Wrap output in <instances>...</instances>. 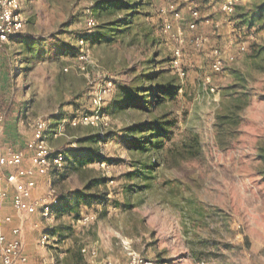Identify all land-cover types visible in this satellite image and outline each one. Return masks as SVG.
<instances>
[{
  "label": "rangeland",
  "instance_id": "1",
  "mask_svg": "<svg viewBox=\"0 0 264 264\" xmlns=\"http://www.w3.org/2000/svg\"><path fill=\"white\" fill-rule=\"evenodd\" d=\"M19 1L22 36L0 47L9 77L0 85V149L28 151L41 120L48 146L69 158L40 175L67 197L54 223L38 221L40 232L62 247L94 249L101 264H130L131 254L151 264H264V0H235L233 16L221 11L227 0H127L129 9H103L100 18L93 5L104 0ZM191 8L200 16L192 31ZM91 22L106 33L90 34ZM176 49L184 75L171 66ZM215 49L225 59L218 74ZM148 68L162 72L159 87L178 89L176 102L107 114L98 128L68 124L93 111L97 92L110 107L117 86L104 94L106 81L126 84ZM161 110L178 124L166 147L196 132L199 156L175 165L130 149L129 129ZM90 184L102 195L92 207L77 198ZM64 264L89 263L74 255Z\"/></svg>",
  "mask_w": 264,
  "mask_h": 264
},
{
  "label": "built area",
  "instance_id": "2",
  "mask_svg": "<svg viewBox=\"0 0 264 264\" xmlns=\"http://www.w3.org/2000/svg\"><path fill=\"white\" fill-rule=\"evenodd\" d=\"M19 0H0V47L7 45L13 38L22 34L24 28V22L21 20ZM236 9L235 0H227L221 7V11L224 15L233 16ZM190 16L194 19L192 24L189 25V30L192 31L196 28L197 22L200 19L199 12L195 8L190 9ZM174 17L181 20V14L175 12ZM95 22H91V30L96 27ZM94 27V28H93ZM170 32V25L165 23L161 27V33ZM85 40L81 41V45H84ZM199 43V42H198ZM241 51H246V44L240 45ZM84 52V47L81 49ZM86 53L82 59H85ZM214 62L212 63L213 71L215 73H221L224 69V55L219 49L213 51ZM182 51L176 49L171 61V66L178 70L181 75H184L181 65ZM229 61H234V58H230ZM68 71V70H66ZM2 72L0 71V79ZM106 91L104 94L110 93L115 82L109 79L104 84ZM103 98L100 92H97L93 96L92 103L93 111L82 113V115L72 118L68 121L69 125H73L75 128L78 125L88 126L92 128L100 127L103 121L108 120L107 113L102 106ZM109 115V114H108ZM35 140L27 145V150L31 153L30 164L28 168H23V164L26 158L24 152L14 151L11 148L6 152L0 149V184L6 182L10 187L14 189L12 197V206L15 212L21 217H29L40 213V216L44 222L49 225L54 223L57 218L55 207L58 202V194L55 188H51L45 196L39 199L32 200V190L35 187L34 176L48 173L52 169H61L65 155L63 152H54L49 146L45 138V132L48 130V124L46 121L37 120L34 123ZM107 126V124H105ZM29 178V179H28ZM9 196L8 191L0 187V201L7 199ZM13 217L5 216L0 208V257L2 264H27L28 258L24 254L23 240L20 238V229L14 228L11 232L12 239H9L6 233V226L11 225ZM83 221L90 223L94 221L93 216H86ZM41 241V245L44 248L52 245L57 240L50 235H44ZM87 252V250H83ZM93 259V264H101L98 259V254L94 249L88 251ZM130 264H151L146 262L138 254H131ZM106 264H113V262L106 261Z\"/></svg>",
  "mask_w": 264,
  "mask_h": 264
},
{
  "label": "trees",
  "instance_id": "3",
  "mask_svg": "<svg viewBox=\"0 0 264 264\" xmlns=\"http://www.w3.org/2000/svg\"><path fill=\"white\" fill-rule=\"evenodd\" d=\"M131 6L132 5H130L127 0H104L102 5L101 2L94 4L93 9L97 18H100L103 9L108 8L111 10V13H114V11L118 8H122V10H124L126 8L129 9ZM104 29L105 28L102 25H97L94 28V30L98 31L99 35L106 33ZM21 36L22 34L13 38L12 41L19 39ZM89 38L90 37H85L83 40L88 41ZM161 74V71L150 74L148 68L146 72L140 76V78H134L132 82L126 84L115 82V86H117L116 93L113 96V101L115 103L111 104L107 110L105 109L106 113L109 115H117L127 110H143L151 114L154 109H160L168 102H176L178 89L174 90L167 84L160 85V87L157 85V82H159L157 80L160 79ZM6 106L9 111V104H6ZM168 115V112L161 110V113L158 115H152V119L149 123H144L143 125L136 124L132 126L129 131L130 134L134 136L129 144L130 149L141 153H151L150 151L154 150L157 154H161L159 155V158H164L168 164L172 163L175 165L180 160H188L199 156L202 150L200 136L196 132L187 131L184 133V137L178 144H172V146L166 147L167 143L172 142L175 135L174 130L178 125L177 122L168 117ZM82 126L83 125H78L76 128ZM139 132L143 135L145 132H148L149 136L144 135L143 137L138 138L135 133ZM66 158L67 155H65L64 162L66 161ZM67 159L69 160V158ZM92 187V184H90L87 186L86 190L79 191L77 193L79 203L92 207L97 202L102 201L101 194L90 193ZM66 198V196L60 197L58 205H62ZM60 207L57 208L60 209Z\"/></svg>",
  "mask_w": 264,
  "mask_h": 264
},
{
  "label": "crops",
  "instance_id": "4",
  "mask_svg": "<svg viewBox=\"0 0 264 264\" xmlns=\"http://www.w3.org/2000/svg\"><path fill=\"white\" fill-rule=\"evenodd\" d=\"M2 74L0 85L1 87H4L7 82L9 81L8 74L2 70L0 67ZM6 83H5V82ZM4 82V83H3ZM112 104L115 102L113 101V98L111 100ZM1 114V113H0ZM2 115V114H1ZM19 125L18 127H20ZM23 126V125H22ZM22 131V130H21ZM20 131V132H21ZM11 139L20 140L17 138L18 135H15V133L12 135ZM33 133L30 136L29 142L32 140ZM24 138H27L24 136ZM29 139V138H27ZM25 161L23 164V168H27L30 165V159H31V153L29 151L25 150ZM47 177H43L40 175H36L34 178L35 181V187L32 190V200L42 198L51 188L52 186L49 185L50 181L46 180ZM29 179V178H28ZM0 187L6 191H8L10 198L0 201V208L5 216H11L13 217V221L11 225L6 226V233L9 239H12V230L14 228H19L20 238L23 240L24 244V254L28 258L27 264H64L66 260H69L70 257L76 256L77 260L83 259L86 260L89 264H93L94 261L91 258V255L88 254V251L91 250V248H81L79 244L68 242L69 244H66L65 247L60 246L59 244V238H56V236L50 235L49 232H40L39 227L40 223L38 222L41 218L40 213L29 215V217H26L23 219V222L21 219H18L19 216L12 206V197L14 194V189L10 187L6 182H3L0 184ZM59 201V197H58ZM58 203L56 204L55 210L58 206ZM73 214V213H71ZM29 220V223L24 222L25 220ZM35 226V228L33 227ZM50 235L52 238H55L57 241L56 244H52L48 246L47 248H44L41 245L42 237L44 235ZM83 250H87V252H83ZM61 252V254H59ZM0 264H2V260L0 257Z\"/></svg>",
  "mask_w": 264,
  "mask_h": 264
}]
</instances>
